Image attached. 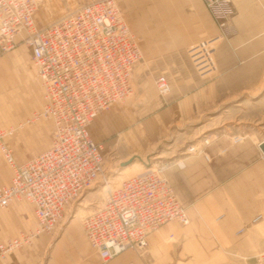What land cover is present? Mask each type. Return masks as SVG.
Returning <instances> with one entry per match:
<instances>
[{
	"label": "built area",
	"instance_id": "built-area-1",
	"mask_svg": "<svg viewBox=\"0 0 264 264\" xmlns=\"http://www.w3.org/2000/svg\"><path fill=\"white\" fill-rule=\"evenodd\" d=\"M40 1L0 0V55L20 41L28 44L43 89L41 110L19 127L41 118L54 124L51 145L21 164L6 142L16 127L0 128V155L13 169L11 182L0 184V210L14 200H27L38 220L35 228L0 244L1 257L41 234L56 233L70 205L107 179L105 154L90 126L132 94L135 68L142 59L117 0H92L41 27L34 17ZM203 2L219 31L195 42L188 52L199 76L208 78L217 72L216 43L229 38L235 6L233 0ZM155 83L161 94L170 89L166 74H159ZM242 136L234 135L233 143H241ZM202 143L199 154L211 161L205 150L210 138ZM170 168V163H161L108 187L83 218L86 239L104 263L127 250L145 252L149 234L167 222L190 224L167 175ZM261 218L259 214L253 221Z\"/></svg>",
	"mask_w": 264,
	"mask_h": 264
},
{
	"label": "rangeland",
	"instance_id": "rangeland-1",
	"mask_svg": "<svg viewBox=\"0 0 264 264\" xmlns=\"http://www.w3.org/2000/svg\"><path fill=\"white\" fill-rule=\"evenodd\" d=\"M90 1L92 0H41L34 16L35 23L37 26H44L77 6ZM155 1L159 2L160 0H117L129 24L136 23L138 26H143L142 30L145 29L143 36H149V39L151 36L153 40H159L163 36L166 26L161 27L160 19H153L150 16L149 6ZM165 1L179 3L180 10L170 11L181 23V27L176 29L178 31L175 37L176 40L184 37L189 39L183 52L188 56L191 71L195 73L201 87L216 81L220 75L219 67L215 74L208 78H202L190 59L188 48L200 37L207 38L216 35L219 31L217 23L214 20L215 31H210V28L207 30L202 19L196 22L191 19L190 12L182 10L183 5L180 3L183 0ZM233 3L235 15L229 38L216 43V45L218 48L222 43L229 42L238 32L236 26L246 28L247 32L251 36L253 35L257 52L252 60L237 61L234 68L241 71L242 76L246 73L249 74L252 70H257L260 73L256 81L253 84L244 85L236 91L221 94L219 98L215 99H209L208 87L205 86L200 94V100L203 103L193 113L187 112L184 106L166 108L165 102L173 100L175 97L189 98L186 96L188 92L173 90V84L178 82L180 77L174 72L170 74L169 91L164 94L158 91L155 81L159 74L169 72L166 67H162L166 62L161 59L162 55L159 52L152 58H145L142 48L143 36L133 31L142 49V59L134 72L133 92L123 102L115 104L105 111L92 127L93 138L103 148L109 176L86 191L68 208L56 236H59L67 226L83 228V218L102 200L107 180L111 186H118L123 179L133 174L143 172L161 163H170L171 168L167 171L169 179L173 185L174 182H178L188 196L191 193L182 171L187 167L188 160L193 158L201 160L208 167L207 174H205L207 182L204 178L196 181L202 182L198 195L206 197L209 189L213 187V183L208 182H212L210 178L215 172L212 165L218 157H226L231 154L234 155L232 158L237 159V153L232 154L234 148L248 143H252L258 148L260 143L264 142V0H233ZM170 13L168 12V14ZM198 23L201 24L198 25ZM199 32L200 34H198ZM183 52L177 48L172 53ZM16 53H19L18 61L15 64L9 62L8 67L11 70L9 71L7 67L0 69V128L16 127V131L6 137V142L12 149L17 162H25L51 145L54 124L51 119L41 118L36 122L26 123L19 127V124L25 123L27 118L41 108L42 85L32 59V49L25 42L20 41L16 48L3 53L0 58ZM12 73L15 74L13 77L16 80V86L14 90H5V77H10L9 75ZM109 113L112 119H108ZM236 134L245 136L241 143H233L232 137ZM24 135H27L28 141L23 140L25 139ZM206 138L211 140V144L205 147L212 157L211 161H207L203 154H199L203 151L202 141ZM225 148L226 151H223ZM187 157L189 158L186 160ZM180 159L182 163L177 164L175 161ZM12 172L11 166L3 158H0V176L9 177ZM235 173V179H232L234 181L231 180V182H240L236 176L239 172ZM261 175L262 191L258 194L254 193L258 195L255 196L256 198L248 199L249 203L253 204L251 221L243 225L240 224L232 235L234 242L238 243L244 240L247 243L248 253L244 254L238 249L232 248L229 250L232 253V262L229 264H264V169L261 170ZM0 182L6 181L1 178ZM177 192L187 211V205H190L189 207L199 205L196 199H184L178 189ZM195 193L197 194V192ZM241 200L228 199L227 202L231 205L229 208L237 211ZM191 203H193L192 206ZM207 205L210 206V204ZM227 208L222 212L223 214L215 218V221L222 220L224 214L228 212ZM259 214L262 215V218L254 222L253 219ZM240 229L242 231H239ZM209 236L213 237L210 229Z\"/></svg>",
	"mask_w": 264,
	"mask_h": 264
},
{
	"label": "crops",
	"instance_id": "crops-1",
	"mask_svg": "<svg viewBox=\"0 0 264 264\" xmlns=\"http://www.w3.org/2000/svg\"><path fill=\"white\" fill-rule=\"evenodd\" d=\"M180 4L183 5V11L191 13V19L196 22L202 19L207 30L209 28L212 32L216 30L214 19L207 10L203 0H183ZM149 9L151 12L150 16L153 19L159 18L161 27L166 26L161 39L153 40L151 36L150 39L149 36H143L145 29L142 30L143 26H138L136 23H130L131 29L134 33L138 32L143 36L142 48L145 53L144 57L148 59L158 52L161 53V59L166 62L162 67L168 69L169 72L166 71L165 74L169 80L171 81L170 74L172 72L180 76L179 81L173 84V90L188 92L186 96L189 97H175L173 100L165 102L166 108H181V106H184L187 112L193 113L203 103L200 100V94L205 86L208 87L209 99H215L219 98L221 94H226L228 91H236L242 86L253 84L256 81L260 73L257 70H252L249 74L246 73L242 76L241 71L234 68L237 61L252 60L257 52L253 35L251 36L246 28L236 26L237 34L229 42L222 43L215 50V57L218 63L217 71L219 67L220 75L216 81L201 87L200 82L195 77V73L191 71L192 68L188 56L183 52L189 39L184 37L176 40L175 37L178 31L176 29L181 27V23L170 11L180 10L179 3L160 0L159 2L150 3ZM200 39L203 38L200 37ZM177 48L181 49L183 53H172ZM17 57H19V53L7 57L2 56L0 58V69H6L7 67L10 71L9 62L17 63ZM13 74L9 75L10 77L6 76V79L3 78L5 79V90H14L16 80ZM42 106L43 89L41 108ZM41 108L37 111H40ZM104 113H101L91 124V134L93 125ZM108 119H112L110 113L108 114ZM24 136L25 139L23 140L28 141L27 135ZM258 148L254 144L248 143L234 148L232 154L237 153V159L232 158L234 155L231 154L226 157H218L214 165H212L215 169L213 176L210 178L212 182H208L213 183V187L209 189L206 197L198 195L202 182L196 181L201 178H204L205 181L207 180L205 174H207L208 167L201 160L193 158L188 160V165L182 171V175L187 180L188 190L191 194L188 197L178 182H174L173 186L176 192L178 189L184 199H196L199 203L198 206L194 207L187 205L191 224L182 225L178 222L163 224L158 230L149 234L146 254L125 251L104 263L87 241L84 229L76 226H67L59 236H56V233L53 235L41 234L30 243L15 249L5 257L0 256V264H44L45 258V264H229L232 262V253L229 252L232 248H236V250L238 249L244 254L248 253L247 243L244 240L238 243L234 242L232 235L240 224L243 225L251 221L253 204L249 203L248 199L256 198L257 194L262 191L260 183H262L261 170L264 169V154ZM23 156H26V154H23ZM0 158L4 159L2 155H0ZM233 162L234 165H232ZM235 172H239L236 176H238L237 179L240 182H231L232 179H235ZM172 175L175 178V174L173 173ZM12 176L13 172L9 177L0 176V180L2 178L6 181L0 182V184L10 183ZM221 176H223V179ZM228 199H242L239 202L240 207L237 211L232 210L231 207L229 208ZM207 204H210V206ZM226 208L228 212L224 214L222 220L215 221V218L223 214L222 212ZM37 224L38 220L32 203L26 200L12 201L7 208L0 210V244L16 238L22 233H27L35 228ZM209 229L213 237L209 236Z\"/></svg>",
	"mask_w": 264,
	"mask_h": 264
},
{
	"label": "bare ground",
	"instance_id": "bare-ground-1",
	"mask_svg": "<svg viewBox=\"0 0 264 264\" xmlns=\"http://www.w3.org/2000/svg\"><path fill=\"white\" fill-rule=\"evenodd\" d=\"M262 143H264V142H261L260 143V145L262 144ZM260 145H259V147H260ZM261 149V148H260ZM262 150V149H261ZM263 152V151H262ZM264 153V152H263ZM177 164H180V163H182V160L180 159V160H178V161H175ZM135 166V165H134ZM148 170V169H147ZM146 171V170H145ZM124 173V172H123ZM123 173H121V174H123ZM107 185H106V187H105V190L108 188V187H110L111 185H110V182L107 180L106 182H105ZM82 197V196H81ZM80 197V198H81ZM79 198V199H80ZM74 204V203H73ZM73 204H71L70 206H72ZM187 209V208H186ZM68 210V209H67ZM67 212V211H66ZM188 212V211H187ZM188 215H189V213H188ZM189 218H190V216H189ZM220 219V218H219ZM190 222H191V219H190ZM189 225V224H188ZM158 230V229H157ZM156 231V230H155ZM154 232V231H153ZM152 233V232H151ZM128 251V250H127ZM122 254V253H121ZM119 256V255H118Z\"/></svg>",
	"mask_w": 264,
	"mask_h": 264
},
{
	"label": "water",
	"instance_id": "water-1",
	"mask_svg": "<svg viewBox=\"0 0 264 264\" xmlns=\"http://www.w3.org/2000/svg\"><path fill=\"white\" fill-rule=\"evenodd\" d=\"M260 148H261L262 151L264 152V143H262V144L260 145Z\"/></svg>",
	"mask_w": 264,
	"mask_h": 264
}]
</instances>
